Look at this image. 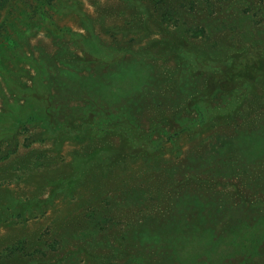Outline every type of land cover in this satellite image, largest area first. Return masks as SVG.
<instances>
[{
  "label": "rangeland",
  "instance_id": "374dc122",
  "mask_svg": "<svg viewBox=\"0 0 264 264\" xmlns=\"http://www.w3.org/2000/svg\"><path fill=\"white\" fill-rule=\"evenodd\" d=\"M0 62V112L46 108L0 144V255L264 264V0H1Z\"/></svg>",
  "mask_w": 264,
  "mask_h": 264
},
{
  "label": "trees",
  "instance_id": "16d2710c",
  "mask_svg": "<svg viewBox=\"0 0 264 264\" xmlns=\"http://www.w3.org/2000/svg\"><path fill=\"white\" fill-rule=\"evenodd\" d=\"M1 1V0H0ZM158 6L160 7V16L161 18L167 22V23H172L173 18H174V14H173V7H169L166 10L161 8V2L157 3ZM218 7L217 3H212L210 1H208L207 3V7H204V9L207 11V8L211 11V10H215ZM196 10V4H192L191 8L186 7V9L184 10L185 12H179L176 11L177 15H178V21L183 19V25H182V29L184 32L192 34V37L195 38H201L202 36L206 35V31L204 29V27H200V23H202L201 21L206 17H207V12L204 11L205 15L201 16L200 13H194V11ZM168 11V13H167ZM175 11V10H174ZM46 20H49L47 17H45ZM197 19V22H196ZM15 50L18 54H21V50L19 48V45L16 44ZM9 74V71L1 64L0 62V75H3L7 78ZM7 83L9 84L8 88L11 91L16 92V94L18 95H24L26 96V92H20L19 88L17 86V83H13L12 80H8ZM103 83L100 81H97L94 86L96 87H102ZM40 88H42V93L49 95L50 92L48 90V87H46V85L42 83L39 84ZM101 89V88H100ZM43 94V95H44ZM143 94H146L143 92ZM45 95V96H46ZM31 98H34L36 96H30ZM40 97H42L40 95ZM144 102L146 103H150L151 100V96L149 97L147 95V97L144 99ZM123 106V105H122ZM31 107V105L27 104L26 106L17 104L16 106H12L9 113L7 112H0V144L3 140H10L14 141L15 147L18 146V137L20 134H22L24 131H22L21 127L24 126L26 124V122H28L29 120H31L34 116H38L39 118H42V115H44L46 113V108H41L38 112L37 115L35 116V114H29L28 113V109ZM34 110V108H33ZM124 112V111H123ZM122 112V107H120V109H118L117 111H115L114 113L118 116L123 114ZM100 118H103L102 116H100ZM71 121V119L69 120ZM185 132H190L193 131L192 128L190 127H183L182 129ZM29 140V138H26V142ZM11 148V146H8V148H6V150L3 152L4 154H7L8 149ZM126 151L124 152L125 155ZM127 154V153H126ZM52 249L48 246L47 243L45 244H41V243H31V242H26L23 243V245L19 246V247H14L12 249H9L7 251H4L3 254L0 255V264H21L22 261L26 260L27 262H32V264H38L37 261L38 259L35 258L38 255L41 256H47L51 253H49Z\"/></svg>",
  "mask_w": 264,
  "mask_h": 264
}]
</instances>
